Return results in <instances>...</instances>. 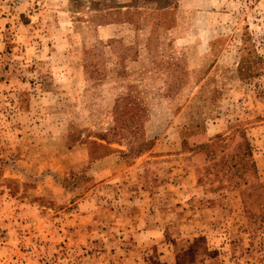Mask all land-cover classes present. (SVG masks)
Instances as JSON below:
<instances>
[{"label":"rangeland","instance_id":"1","mask_svg":"<svg viewBox=\"0 0 264 264\" xmlns=\"http://www.w3.org/2000/svg\"><path fill=\"white\" fill-rule=\"evenodd\" d=\"M5 207L0 264H264V0H0Z\"/></svg>","mask_w":264,"mask_h":264},{"label":"crops","instance_id":"2","mask_svg":"<svg viewBox=\"0 0 264 264\" xmlns=\"http://www.w3.org/2000/svg\"><path fill=\"white\" fill-rule=\"evenodd\" d=\"M75 148L76 147H74L73 149L75 150ZM7 209H8L7 207L2 208L1 213H0L1 214L0 219H1L2 225L6 226L9 229V233H13L15 231L14 226L18 224L19 217H16L14 214L13 215L8 214L7 216H5L4 214L6 213Z\"/></svg>","mask_w":264,"mask_h":264},{"label":"built area","instance_id":"3","mask_svg":"<svg viewBox=\"0 0 264 264\" xmlns=\"http://www.w3.org/2000/svg\"><path fill=\"white\" fill-rule=\"evenodd\" d=\"M8 239L7 232L0 228V245L4 244Z\"/></svg>","mask_w":264,"mask_h":264},{"label":"trees","instance_id":"4","mask_svg":"<svg viewBox=\"0 0 264 264\" xmlns=\"http://www.w3.org/2000/svg\"><path fill=\"white\" fill-rule=\"evenodd\" d=\"M247 60V59H246ZM131 124H134V120L131 121Z\"/></svg>","mask_w":264,"mask_h":264}]
</instances>
